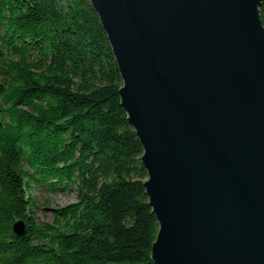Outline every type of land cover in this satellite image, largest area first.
<instances>
[{
	"label": "water",
	"instance_id": "1",
	"mask_svg": "<svg viewBox=\"0 0 264 264\" xmlns=\"http://www.w3.org/2000/svg\"><path fill=\"white\" fill-rule=\"evenodd\" d=\"M89 1L144 150L152 261L264 264L262 0Z\"/></svg>",
	"mask_w": 264,
	"mask_h": 264
},
{
	"label": "trees",
	"instance_id": "2",
	"mask_svg": "<svg viewBox=\"0 0 264 264\" xmlns=\"http://www.w3.org/2000/svg\"><path fill=\"white\" fill-rule=\"evenodd\" d=\"M122 86L89 0H0V264H154ZM39 189L74 200L42 222Z\"/></svg>",
	"mask_w": 264,
	"mask_h": 264
},
{
	"label": "rangeland",
	"instance_id": "3",
	"mask_svg": "<svg viewBox=\"0 0 264 264\" xmlns=\"http://www.w3.org/2000/svg\"><path fill=\"white\" fill-rule=\"evenodd\" d=\"M34 198L38 202L39 207L37 217L42 222H52L53 210L74 200L63 194L52 195L41 189L35 192Z\"/></svg>",
	"mask_w": 264,
	"mask_h": 264
}]
</instances>
